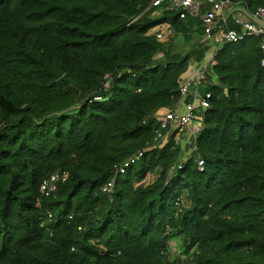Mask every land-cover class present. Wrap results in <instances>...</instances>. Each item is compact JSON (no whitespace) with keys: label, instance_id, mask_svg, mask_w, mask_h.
<instances>
[{"label":"trees","instance_id":"1","mask_svg":"<svg viewBox=\"0 0 264 264\" xmlns=\"http://www.w3.org/2000/svg\"><path fill=\"white\" fill-rule=\"evenodd\" d=\"M152 1L0 0V264H264L261 39L216 52L178 169L181 147L155 142V115L214 45L199 17ZM161 24L168 42L149 35ZM56 172L65 182L40 195Z\"/></svg>","mask_w":264,"mask_h":264},{"label":"built area","instance_id":"2","mask_svg":"<svg viewBox=\"0 0 264 264\" xmlns=\"http://www.w3.org/2000/svg\"><path fill=\"white\" fill-rule=\"evenodd\" d=\"M164 7L166 11L178 13L181 19L189 16L199 17L201 29L203 30L202 41L214 45L211 57L196 72L194 78L186 83H180V96H190L192 99L184 106V112L177 109L156 113V118L160 122V129L156 132L155 142L158 145H165L169 140L179 144V132L189 130L195 141L197 133L203 127L202 113L209 109L210 94L201 92V88L207 83V75L210 69L216 64L214 56L218 49L224 44H235L244 41L246 38L256 37L261 39L260 49L262 52L261 65L264 67V8L259 7L254 12L247 13V20L231 19V11L239 6L236 0H153L151 7ZM230 13V14H229ZM229 14V15H228ZM231 19V20H230ZM233 21L240 28L239 30L231 29L229 22ZM150 34H154L159 42H168L174 36L173 29L168 24L155 26ZM99 99V98H97ZM199 110L200 114L196 115L195 111ZM192 149L191 153L193 152ZM143 155L139 151L133 156L127 158L122 164L115 168L118 174H124L126 169L137 162ZM190 156V155H189ZM182 157L176 168L181 169L182 163L187 157ZM175 168H171L173 172ZM204 163L202 160L197 161V170L203 172ZM68 174L66 172H56L45 180L40 187V195L48 197L57 190L60 183L65 182ZM114 182L110 181L103 186L102 191L111 194ZM180 205L182 202H180ZM39 204H37L38 206Z\"/></svg>","mask_w":264,"mask_h":264},{"label":"crops","instance_id":"3","mask_svg":"<svg viewBox=\"0 0 264 264\" xmlns=\"http://www.w3.org/2000/svg\"><path fill=\"white\" fill-rule=\"evenodd\" d=\"M248 11L239 6H236L232 11H231V19L235 18V19H239L242 21H246L248 16H247ZM230 14V13H229ZM228 14V15H229ZM230 19V20H231ZM208 61V59H206L203 64L198 63L196 61H192L189 66L187 71L183 74V76L181 77L180 83H186L187 81H190L194 78L196 72L201 68L202 65H204L206 62ZM214 84H217V80L214 79ZM189 99H192L190 96H184L181 98V100L179 102H177L174 106H172L171 108H167V109H162V112H167L169 110H173V109H177L179 112H184V106L185 104L190 101ZM179 146L181 147L182 150V157H186L191 155V151L193 149V145H194V140L192 135L190 134L189 130H181L179 133Z\"/></svg>","mask_w":264,"mask_h":264},{"label":"rangeland","instance_id":"4","mask_svg":"<svg viewBox=\"0 0 264 264\" xmlns=\"http://www.w3.org/2000/svg\"><path fill=\"white\" fill-rule=\"evenodd\" d=\"M214 47L212 48V50L210 51V53L207 55L206 59H209L212 55V51H213ZM170 247L172 249V254L173 255H177L179 253V248H178V243L175 241H171L170 242Z\"/></svg>","mask_w":264,"mask_h":264}]
</instances>
